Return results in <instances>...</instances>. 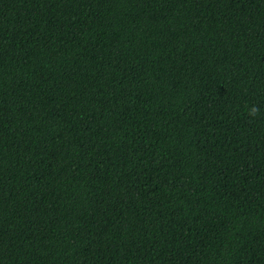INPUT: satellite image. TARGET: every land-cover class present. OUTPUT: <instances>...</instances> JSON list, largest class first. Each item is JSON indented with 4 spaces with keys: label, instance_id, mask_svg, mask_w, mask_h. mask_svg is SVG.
<instances>
[{
    "label": "trees",
    "instance_id": "16d2710c",
    "mask_svg": "<svg viewBox=\"0 0 264 264\" xmlns=\"http://www.w3.org/2000/svg\"><path fill=\"white\" fill-rule=\"evenodd\" d=\"M0 264H264V0H0Z\"/></svg>",
    "mask_w": 264,
    "mask_h": 264
}]
</instances>
